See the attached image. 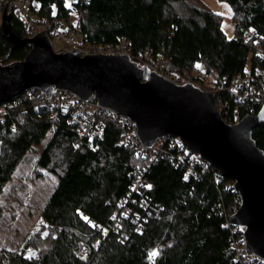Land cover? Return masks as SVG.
Returning a JSON list of instances; mask_svg holds the SVG:
<instances>
[{"label": "trees", "instance_id": "obj_1", "mask_svg": "<svg viewBox=\"0 0 264 264\" xmlns=\"http://www.w3.org/2000/svg\"><path fill=\"white\" fill-rule=\"evenodd\" d=\"M30 1L55 29L71 28L65 0ZM197 1L72 3L84 42L124 43L135 61L164 74L184 76L192 66L200 67L221 86L217 96L227 100L229 110L237 108L241 117L249 107L257 111L260 103L252 98L236 101L224 89L234 78L264 69V0H225L233 11L231 37L222 30L221 17ZM10 13L12 26L25 37ZM29 49L26 44L8 50L0 33L1 63L22 59ZM259 78L257 88L264 84ZM43 98L39 89L31 88L5 106L0 193L23 155L51 131L38 159L57 176L41 210L48 235L37 230L20 250L0 252V264H243L232 246L241 232L229 223L240 202L231 178L206 162L197 165L196 175L185 176L176 160L148 156L136 138L129 140L132 126L119 115L96 114L101 138L81 137L69 114L41 104ZM252 138L264 152V122L252 130ZM138 178L151 187L134 190ZM152 250L158 254L153 256ZM244 264L258 263L248 258Z\"/></svg>", "mask_w": 264, "mask_h": 264}, {"label": "water", "instance_id": "obj_2", "mask_svg": "<svg viewBox=\"0 0 264 264\" xmlns=\"http://www.w3.org/2000/svg\"><path fill=\"white\" fill-rule=\"evenodd\" d=\"M11 17L3 9L0 33L6 48L29 44L30 49L22 59L0 62V104L31 88L47 98L67 90L129 118L144 147L162 137L177 138L216 173L234 181L240 202L229 223L242 227L246 249L264 260V152L252 138V130L264 122V103L255 114L228 124L211 91L176 84L126 54L55 52L45 31L21 37Z\"/></svg>", "mask_w": 264, "mask_h": 264}, {"label": "built area", "instance_id": "obj_3", "mask_svg": "<svg viewBox=\"0 0 264 264\" xmlns=\"http://www.w3.org/2000/svg\"><path fill=\"white\" fill-rule=\"evenodd\" d=\"M76 2L77 0H73ZM38 5L30 0H0V20L3 9H6L17 18L20 22V28L25 36L32 37L41 31H45L52 48L55 52H69L73 55H89V54H126L131 60L135 61L132 56L129 55L127 48L124 43H118L115 45L106 44H89L84 42L83 35L80 30L79 23L73 29H67V31H60L51 26L48 21L40 18L37 15ZM54 39L58 41L56 44ZM255 46L260 48V40L257 38L255 41ZM139 63L138 61H136ZM156 70L155 68H152ZM159 72V71H157ZM161 75L169 78L176 84H192L193 86L205 90L211 91L215 94V104L221 115V118L228 124H234L238 122L241 118L238 109L234 108L229 110L227 100H223L220 96H217L216 90H219L221 86L217 84V81L204 73L202 69H198L192 66L190 76H174L169 74H164L159 72ZM263 79L264 81V69L256 71L254 74L245 73L242 76L234 78L228 86L224 89L229 96L234 100L239 101L246 98H252L255 103H264V84L257 88L258 86L254 81ZM30 89L26 90L28 92ZM24 93V92H23ZM42 93V92H41ZM43 94V93H42ZM44 98L41 104H48L50 106L58 107L62 109L65 113L69 114V122L72 125H76V129L81 137L92 138L97 136L101 138L102 132L97 129L101 126V122L96 119V114L105 113L106 115L121 116V119L125 123H129L132 126L131 133H129V140L132 138H138L135 134L136 127L132 121L126 116L120 115L117 112L108 109L101 108L96 100L83 101L77 95L71 93L67 90H56L52 95L47 98L43 94ZM11 101V100H10ZM10 101L0 104V111L5 108ZM16 101H11V104H15ZM258 111V110H257ZM254 107H249L247 114H255L257 112ZM98 112V113H95ZM3 119V116H1ZM92 134L91 136H89ZM172 139L170 142H165L163 139ZM139 142V141H138ZM140 147L145 150L148 156L152 158L156 157H168L170 159L176 160L181 164L185 171V176L196 175L197 165H201L204 161L201 160L198 154L191 153L186 149L184 145L176 138L173 139L169 136L159 138L149 147H144L140 144ZM147 183L142 178H138L134 190L143 191ZM237 227V226H236ZM242 227H237L235 231H240L241 236L234 241L233 247L236 253V259L244 264L248 258H255L256 263L264 264V260L250 253L245 247V239L242 235Z\"/></svg>", "mask_w": 264, "mask_h": 264}, {"label": "rangeland", "instance_id": "obj_4", "mask_svg": "<svg viewBox=\"0 0 264 264\" xmlns=\"http://www.w3.org/2000/svg\"><path fill=\"white\" fill-rule=\"evenodd\" d=\"M198 1L221 17V28L227 37H231L234 33V22L232 20V7L229 3L225 0ZM72 2L74 1L68 0L66 3L70 8L69 23L71 29L78 22V13ZM219 13L223 14L220 15ZM54 42L58 43L55 39ZM137 64L140 67L146 66L152 69V66ZM154 71L157 72L158 70ZM190 73L185 75L190 76ZM5 110V108L1 109L0 120H2L1 116ZM51 136L52 132L48 131L40 143L33 145L32 149L23 155L16 164L10 180L3 186L0 193V252L20 250L30 234L37 230L47 232L46 229L43 230L42 225L44 223L40 221L42 219L41 210L57 183V176L40 166L38 159L49 143ZM25 253L29 255L31 253L30 248Z\"/></svg>", "mask_w": 264, "mask_h": 264}, {"label": "snow or ice", "instance_id": "obj_5", "mask_svg": "<svg viewBox=\"0 0 264 264\" xmlns=\"http://www.w3.org/2000/svg\"><path fill=\"white\" fill-rule=\"evenodd\" d=\"M65 3H68V0H65ZM53 7H54V6H53ZM219 14L222 15L223 13H219ZM197 66L199 67V65H197ZM145 186H146V187H151L150 185H145ZM77 212L83 217V219H84L85 221H87L88 223L92 224V221H90L89 218H88L87 216H84L83 213H82L79 209H77ZM92 226H93V227H99V225H95V224H93ZM103 231L106 233V232H107V229H103ZM41 235H42V237H43V236H47L48 233H47V232H43V233H41ZM53 238H54V237H53ZM97 243H99V242H97ZM151 254L154 256V255H157L158 252H157V250H152ZM29 258H31V257H29ZM81 258L83 259V257H81Z\"/></svg>", "mask_w": 264, "mask_h": 264}]
</instances>
